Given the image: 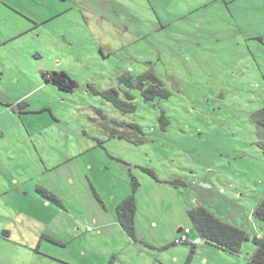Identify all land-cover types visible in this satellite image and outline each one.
Here are the masks:
<instances>
[{"label": "rangeland", "instance_id": "rangeland-1", "mask_svg": "<svg viewBox=\"0 0 264 264\" xmlns=\"http://www.w3.org/2000/svg\"><path fill=\"white\" fill-rule=\"evenodd\" d=\"M60 71L78 87L47 79ZM147 72L168 96L122 80ZM262 107L264 0H0V264H163L138 238L197 236V205L249 234L248 263ZM132 193L136 239L116 210Z\"/></svg>", "mask_w": 264, "mask_h": 264}, {"label": "trees", "instance_id": "trees-1", "mask_svg": "<svg viewBox=\"0 0 264 264\" xmlns=\"http://www.w3.org/2000/svg\"><path fill=\"white\" fill-rule=\"evenodd\" d=\"M47 79L53 80L62 89L74 90L78 87V83L74 79L69 77V75L65 71L55 72L52 74L51 78ZM148 79L153 82L152 87L149 89L145 87V82ZM122 80L128 84L137 83L141 87L146 99L153 98L157 94H163L164 96H168L170 94L168 90H162L161 85H159V78L153 72L144 73L137 79L132 78V76L130 75H124L122 77ZM96 93L105 96L107 100L112 102L116 107L120 109L131 111L135 110L134 105L127 108L125 104L119 101L116 91L107 90L101 92L100 90H98L96 91ZM254 117L255 120L264 127V107L256 111ZM162 121L164 124H166L167 122V120L165 119H163ZM261 147L264 151L263 143L261 144ZM149 173L153 176H157L152 169L149 170ZM168 182L172 183L173 185H179L183 183V180H181L180 178H175L171 179ZM116 210L118 221L123 229L127 234L136 239L135 215L137 211V203L134 193L124 198L117 205ZM188 215L193 223L197 236L191 237V232L189 230H183L184 233L179 235L176 239L186 236L187 238L183 243L180 244L190 246L192 252H194V247L196 244L205 241V243L215 245L231 253H239L241 251L243 243L249 239V234L245 230L231 223H228L224 218L215 215L212 211H210L203 205L194 206L188 211ZM254 215L259 217L261 220H264V198L256 208ZM195 239H200V242L195 243ZM254 240L257 244V249L250 257L248 264H264V233L255 236ZM174 244L177 243L175 242Z\"/></svg>", "mask_w": 264, "mask_h": 264}, {"label": "crops", "instance_id": "crops-1", "mask_svg": "<svg viewBox=\"0 0 264 264\" xmlns=\"http://www.w3.org/2000/svg\"><path fill=\"white\" fill-rule=\"evenodd\" d=\"M129 22V21H128ZM130 24H133L134 22H129ZM183 231V228H179L177 230V233ZM186 230L190 229L187 227ZM260 233L259 235H261ZM179 235H172L171 240L172 243L168 242H162L159 243L160 241L157 239L154 240H149L144 237L138 238V240L144 244L146 247H150L151 250L155 252V255L153 257V260L161 258V256L165 255L168 258V262H172L173 264H180V262L183 264V257L178 255L179 253H182L180 249H178L176 252L170 255V251H174L176 248L170 247L174 244V240L178 237ZM196 237V236H195ZM205 241H202L199 244H196L194 247V252L191 251L190 256L188 257L187 263L193 264L195 260H200V261H205V263L208 264V262L212 259H216L219 255L221 257V260H226V264L228 262H231V264H248L247 262L245 263L241 259V254L242 253V248L239 253H231L229 251H226L220 247H217L215 245L206 243L204 244ZM190 247V246H189ZM191 248V247H190ZM201 248V249H200ZM197 250V253L194 255L195 251ZM168 262H164L163 264H169Z\"/></svg>", "mask_w": 264, "mask_h": 264}, {"label": "built area", "instance_id": "built-area-1", "mask_svg": "<svg viewBox=\"0 0 264 264\" xmlns=\"http://www.w3.org/2000/svg\"><path fill=\"white\" fill-rule=\"evenodd\" d=\"M186 238H187V237L184 236V237H182V238L176 239L175 242H176L177 244L183 243L184 240H185ZM199 242H200V239H195V243H199Z\"/></svg>", "mask_w": 264, "mask_h": 264}, {"label": "flooded vegetation", "instance_id": "flooded-vegetation-1", "mask_svg": "<svg viewBox=\"0 0 264 264\" xmlns=\"http://www.w3.org/2000/svg\"><path fill=\"white\" fill-rule=\"evenodd\" d=\"M48 77L51 78L52 77V74H50Z\"/></svg>", "mask_w": 264, "mask_h": 264}, {"label": "water", "instance_id": "water-1", "mask_svg": "<svg viewBox=\"0 0 264 264\" xmlns=\"http://www.w3.org/2000/svg\"><path fill=\"white\" fill-rule=\"evenodd\" d=\"M179 232H180V230H179Z\"/></svg>", "mask_w": 264, "mask_h": 264}]
</instances>
